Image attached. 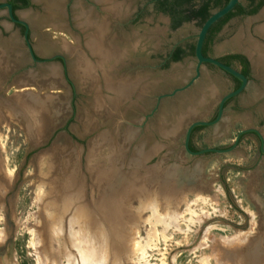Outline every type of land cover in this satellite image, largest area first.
Listing matches in <instances>:
<instances>
[{
    "label": "rangeland",
    "instance_id": "obj_1",
    "mask_svg": "<svg viewBox=\"0 0 264 264\" xmlns=\"http://www.w3.org/2000/svg\"><path fill=\"white\" fill-rule=\"evenodd\" d=\"M76 1L77 15L89 8L96 15L103 14V5L96 0ZM146 2L115 0L114 3L125 13L121 25L124 36L131 45L135 43V48L130 47L126 54L121 70L130 81L135 75L146 81L151 77L150 68H134L131 59L139 65L160 64L174 44L195 41L200 29L190 22L171 30L166 17L153 12ZM240 2L246 5L247 0ZM23 15L40 19L38 8ZM65 15L64 12V31L58 32L29 19L30 40L38 58L63 54L62 47L74 51L75 59L67 60V71L59 61H53L37 64L32 71L34 80L18 78L16 72L20 68L30 70L34 63L30 59L19 62V51L0 53V85L8 84L0 92V264H69V255L75 257L73 264H81L74 249L50 227L48 204L58 201L65 193L63 186L71 175L83 180L86 203L91 204L95 199L99 203L109 192L103 189L102 181L106 178L101 180L87 174L92 172L88 165L92 154L99 158L93 166L103 163L99 160L107 162L109 153L98 147L102 144L99 141L103 142L101 136L108 131L118 145L116 148L123 146L121 149L129 151V156L136 150L145 155L141 163L136 158L134 166L118 172L120 183L133 173L136 181L130 184L135 191L128 189L129 193L125 190L129 185H125L122 196H118L122 206L115 210L118 215L111 214L112 226L107 231L111 239L107 236L106 244L118 245L114 246L118 250L117 264H264L261 254L264 251V154L259 139L248 134L229 153H206L200 157L186 153L183 147L189 124L193 120L213 119L221 96L231 90V79L218 69L202 66L197 86L210 89L203 104L195 105L193 112L184 115L178 128L166 137L149 130V142L143 137L131 139L129 131L141 135V128L126 125L124 119L138 123L150 106L138 101L143 112L128 113L113 122L108 113L116 115L121 111L106 109L107 104L97 102L113 97L112 92L104 89L98 71L95 74L92 70L94 75L85 72L86 64L96 65L99 61L85 49L87 32H81L72 16L68 20ZM114 23L111 22V28ZM262 27L264 5L252 16L235 17L226 23L210 52L214 56L226 52L246 55L250 46L256 45L259 51L249 53L262 61L264 70V36L259 31ZM2 29L0 49L5 51L4 40L10 37L21 40L22 35L13 25L8 30ZM46 31L51 33L49 37L43 36ZM195 65L196 59L188 56L175 67L161 66L152 74L158 76L165 71L186 83L195 75ZM72 66L74 72L70 70ZM12 74L17 86L8 79ZM111 74L113 78L115 72ZM247 128L258 129L264 138V78L254 70L247 88L227 105L221 120L196 130L191 144L195 150L227 148ZM127 172L131 174L122 175ZM136 186L145 187V193L139 194L136 189L140 187ZM143 198L157 200H153L157 208L155 215L153 209L141 207ZM171 217H175L172 223ZM68 218L66 215L65 224ZM155 218L164 223L156 222ZM66 232L68 229L64 227L63 234ZM110 260L113 261L111 252L105 264H111Z\"/></svg>",
    "mask_w": 264,
    "mask_h": 264
},
{
    "label": "water",
    "instance_id": "obj_2",
    "mask_svg": "<svg viewBox=\"0 0 264 264\" xmlns=\"http://www.w3.org/2000/svg\"><path fill=\"white\" fill-rule=\"evenodd\" d=\"M51 2L53 1L49 0V3ZM239 2L240 0H228V2L222 8L216 11H213L211 15L205 20V22L200 27L196 35L195 50H194V58L196 59V65H195V70H194L195 75L192 78H190L188 82L184 83L180 77L168 76V74L165 71L161 72V74L158 76L155 74H152L154 73L153 70L156 72V70H158L162 66L163 62H161L160 64H154V65H139L135 59H131L132 60L131 62H134L133 63L135 65L134 68L136 67L150 68L151 77L149 78L150 79L149 81L143 80L141 78L138 79L136 75L132 77V79H134L132 81L134 82V84L137 81L133 87L132 93L130 94V96H127L126 99H118L116 111H121V113L116 114V115H112L111 112L108 113L110 117L113 118V122L118 118L121 119L125 117L126 114L128 113L137 115L139 112H143L144 108L138 105V101H140L144 103L145 105L150 106L149 112L142 114L143 116L142 120H140L138 123H133V121L124 119V123L126 125H131L133 127L141 128V135H137L135 132L132 133L134 135V139L138 140L139 137H143L145 138L146 142H149L151 139L149 130L155 133H158L162 135L163 137H166V135L172 134L178 128L184 115L191 114L193 112L195 105L196 106L202 105L205 99L204 97L207 95L206 93L210 92V89L203 90V89H200L199 86H197V83L200 80L201 67L203 66V64L209 63V64H212L218 67L219 69L231 75L232 77L239 79L241 81V85L236 90L231 91L221 96L220 101H219L218 115L215 119L211 121L193 120L189 124V126L186 129L185 138L183 142L184 150L186 151V153L192 156H196V157H200L206 153H219V154L229 153L236 148L242 134L247 133V132H254L261 141V152L264 154V148H263L264 138L262 137L261 133L256 128H247V129L241 130L236 135L233 144L227 148L208 147V148H204L200 150H192L189 147L193 129L198 126L205 127V126H213L217 124L223 116L225 102L228 99L241 94L247 86L248 80L242 73L237 71L235 68L222 63L218 59L204 56L202 52L205 37L210 27L220 18H222L223 16L228 14L230 11H232ZM3 8H6V12L11 21V23L6 22L4 24L5 30L8 29L10 25H12V23H19L25 27V31L21 37V40L19 39L17 41L11 40L12 37L7 38L6 40L3 39L6 43V49L7 50L10 49L11 51L7 52V50L2 51L3 49H0V53L1 54L5 53L7 55L8 53H12L13 51L14 52L19 51V55L17 54L18 55L17 58L19 62H28L29 59L32 62H34V65L30 66L31 67L30 70H28V67L20 68L19 71L16 72V73H19L18 78H22V79L26 78V79L34 80L33 79L34 74H32V71L33 69L37 68V64H46L47 62H53L57 58L60 59L62 63L64 64L63 66L64 71L68 70L67 60L75 59L73 50L71 49L68 50L67 47H62L61 51L63 52V54L54 53L48 58H44V59L38 58L35 53L32 42L30 40V37H29V26L30 25L26 21L17 20L14 17L12 6L10 4L8 3L0 4V9H3ZM47 10H48L49 15L52 16L53 18L52 20L50 19L51 20L50 22H47L43 25H49V27L53 31H57V32L64 31L63 26H62V23H64L63 21L64 15L61 13L59 14V12L57 11L56 5L54 3L49 4ZM124 14L125 13L121 9L120 17H117V19L115 20V33H116V37H118L116 38V42L118 43V48L119 49L120 47L121 49L125 48L123 51V58H120L117 64H113L114 61L110 59V61H107L108 63L107 62L102 63L101 68L95 67L93 69L94 73H96L97 71L100 73V81L105 90L107 89L105 88L104 75L106 74V72H110L109 67L112 70H114L112 72H115V76L113 77V79L124 78L123 75L125 74L121 73V70L123 69V66L125 63L126 54L130 51L129 50L130 47L133 49L135 48V43L133 45L129 44L130 39L125 37L123 31L121 30V25H122V21L124 18ZM160 16L162 17L165 15L160 13ZM57 17L60 20L59 22L55 21V18ZM79 18L80 17L76 14L74 20L76 23H78L77 26L79 30L81 32H84L81 29V26H80L81 19ZM165 20L168 22L169 18L166 17ZM116 25H118L117 28H116ZM50 35L51 33L48 31L43 32V36L49 37ZM8 44L11 46H9ZM50 44L52 46L55 45L51 40H50ZM175 46L176 44H174L172 48H174ZM85 49L94 58H96L97 60H100V56H98L97 54H93L86 47V44H85ZM249 59H250L253 69H255L252 58L249 57ZM72 64L74 65L75 62H72ZM176 65H177V62L170 63L171 67H175ZM71 69L74 72L73 66L70 68V70ZM14 74L9 76L8 79L11 80L12 85L17 86V84H15L17 80H15V78L13 77ZM262 74H264V70ZM262 78H264V76H262ZM125 80L130 82L129 78H126ZM7 85H8L7 83L0 85V92H4L6 87H8ZM193 92L194 94H192ZM207 97H209V95H207ZM132 98L134 100H132ZM129 135H130V131H129ZM148 154H150V151L148 152ZM140 155L141 156L138 157L139 158L138 161L141 163L142 161H144L143 157L145 155H142V154Z\"/></svg>",
    "mask_w": 264,
    "mask_h": 264
},
{
    "label": "bare ground",
    "instance_id": "obj_3",
    "mask_svg": "<svg viewBox=\"0 0 264 264\" xmlns=\"http://www.w3.org/2000/svg\"><path fill=\"white\" fill-rule=\"evenodd\" d=\"M96 1L99 4L103 5V11H102L103 14L97 13L98 15H96L94 13L95 11L93 8H89V10H84L83 12H80L78 14V16L80 17L79 19H81L80 22L81 29L84 31V33L87 32L86 33L87 48L93 54H97L98 56H100V60L96 62L97 63L96 65L86 64L85 72L89 74L90 73L93 74V72L91 71L95 67L101 68L102 63L104 62L106 63L107 61H110V59L114 61L113 64H117L119 59L123 58V51H124V48L122 49L121 47L120 49L118 48V43L116 42V38L118 37H116L115 23H114L117 17H120V11H121L120 6L114 4L115 0H96ZM104 14L106 15L101 18L100 15H104ZM108 19H110L109 20L110 22L108 21ZM111 22L114 23L112 28H111ZM259 31L264 36V27L260 28ZM249 51L253 53L258 52L259 48L256 45L250 46L248 52ZM253 63L255 66V71L257 73H260L261 76H264V74H262L263 73L262 61L254 58ZM109 69L110 72H106V74L104 75L105 88L113 93V97L108 98L107 99L108 101L106 99L104 100L101 99L98 100L97 102H99L98 103L99 105L107 104L106 109L111 108L113 110H116L118 99H126L127 96H130V94L133 91V87L137 81L134 84V82L132 81L128 82L125 79L114 80L111 76L112 75L111 71L113 70L110 67ZM94 77H96V75ZM109 134L110 133L108 131V133L105 132L101 136L103 142L99 141L102 144L100 145V147H98L100 148L99 149L100 151H105L106 154L109 153L107 157L108 158L107 162L104 160H99V162H103V163H100L101 165L98 166H93L94 162H97V159L99 158L97 156H93L92 154L88 161V165L90 167L89 169L92 172L89 171L87 173V174H91V176L95 175L96 177H98V179L101 180H103V178H106L105 180L102 181L104 183L103 189L109 192H106V194L103 195L102 199L99 200V203L97 202L98 199L92 201L91 202L92 205L86 203L83 180L80 179L78 175L75 176V178L71 175L67 178L68 180L66 181V184L63 186V190L65 191V193H62L61 196H59L60 198L58 199V201L54 200L48 204L50 208L49 209L50 212L47 215L50 218L49 220L50 227H52L57 237L60 236V239L64 240V242L69 247L74 249L76 255H78V257L80 258L81 264H105L109 252H111L113 257V261H111L112 260L111 259L110 263L117 264L118 261L116 259L117 258L116 251L118 250L115 247H118V245L117 243H114L113 245H111L110 243L109 245L106 244L107 236L110 238L109 232L107 234V231H109L110 226H112L111 222L113 216L111 214L114 213V215H118L116 213L117 211L115 210H119L120 207L122 206V201H120L118 196H120V194L123 193L122 190L123 191L128 189L134 190V188L131 185H134V182L136 181V174L133 173L132 176L128 177L129 179H124L120 183L118 180V172H123V170L130 169V167L136 164V158L140 157L141 156L140 154H142V151L139 152L136 150L133 152V154H131V156H129L130 155L129 151L125 152V150L121 149L123 146L119 145V147L116 148V146L118 145L115 144V142L111 138L112 135ZM129 137L131 139L132 138L134 139L133 134H130ZM105 139L108 142L104 141ZM128 142H130V140H128ZM143 146L144 145H141V148ZM115 171H117L116 174H114ZM128 174L131 173L127 172L122 175L127 176ZM125 185H129L128 186L129 188ZM102 186L103 185H101L100 188H102ZM126 187L127 189H125ZM136 187H140L139 189H136L139 190L137 191L139 192V194L142 195L145 193L144 192L145 187L143 188L141 186H136ZM125 197L126 196H124V198ZM150 199L143 198V200H141L139 204L143 209L145 208L153 209L152 212L153 215H155L157 213L155 211V209L157 208L153 202V200L155 199L154 198L153 200ZM183 201L186 202V198H183ZM155 202H157V200H155ZM66 215H69V218H68V222L65 224L64 218ZM163 221L164 220L162 219L156 220V222H163ZM173 221H175V217H171L170 223H172ZM170 223H167V226H169ZM64 227H67L68 229V232H66L65 234H63ZM243 241L244 239L241 240V242ZM261 254H264V251ZM72 260L75 262L74 255L71 256L69 255L68 256L69 264H73Z\"/></svg>",
    "mask_w": 264,
    "mask_h": 264
},
{
    "label": "trees",
    "instance_id": "obj_4",
    "mask_svg": "<svg viewBox=\"0 0 264 264\" xmlns=\"http://www.w3.org/2000/svg\"><path fill=\"white\" fill-rule=\"evenodd\" d=\"M227 2L228 0H152L154 12L157 14L161 13L169 18L171 30H176L182 25L190 22L195 23L200 28L213 11L222 8ZM263 5L264 0H247L246 5L238 3L232 11L220 18L210 27L204 41L202 49L203 54L205 55L207 44H209L214 35L230 18L235 16H252L256 14ZM195 42L196 40L177 44L173 50L167 53L162 68H167L171 62H179L187 56L194 57ZM227 59L228 65H230L233 59H239L243 64V73H247V61L244 57L234 54L229 55ZM201 128H203V126L195 127L192 135L196 130ZM189 147L195 150L191 144V139ZM22 264L27 263L24 262Z\"/></svg>",
    "mask_w": 264,
    "mask_h": 264
},
{
    "label": "flooded vegetation",
    "instance_id": "obj_5",
    "mask_svg": "<svg viewBox=\"0 0 264 264\" xmlns=\"http://www.w3.org/2000/svg\"><path fill=\"white\" fill-rule=\"evenodd\" d=\"M38 1H39L40 3H37L36 0H0V4H4V3H8V4H10V5L12 6L13 15H14V17H15L17 20H22V21L30 20L29 18H31V17H25V15H23V14H24L25 12H27L28 10H30V9H31L32 11H34V8H35V9L38 8V12L40 13V19H45V18L48 17V12H47V10H46V4H47L46 1H47V0H38ZM84 1L88 2V0H84ZM146 1H147L146 3L151 7L152 11L154 12V8H153L152 0H146ZM57 2H58V0H57ZM75 2H77V1H76V0H62L61 2L59 1V5H60L61 12H62L63 15H64V12H65V14L67 15V16L65 15V17H66V19H68V20L70 19L69 17H71V16H72V18H71L72 20L75 18V15H76V12H77V9H76V7H75ZM239 3H241V2H239ZM0 11H5V13L0 14V22H1V21H7V22H10V23H11V21H10V19H9V17H8V14H7V12H6V8L0 9ZM42 14H44V16H46V17L44 18V16H43ZM28 15H29V14H28ZM135 16H136V18H137V17H138V14H136ZM223 17H224V16H223ZM235 17H246V16H235ZM235 17H233V18H235ZM233 18H230L226 23H228V22H229L231 19H233ZM31 19H35V18H31ZM38 19H39V18H38ZM63 21H64V19H63ZM12 25H13V27L17 28V32H18L19 34L23 35V33H24V31H25V27H24L23 25H21V24H19V23H12ZM224 25H225V24H224ZM224 25H223V26H224ZM223 26H222V28H223ZM1 27H2V26H0V28H1ZM222 28H221V29H220V30L214 35V37H213L212 40L209 42V44H207L206 49H205V55H204V56H206V57H212V58L218 59L219 61H221V62L224 63V64H227V62H228L227 57H228L229 55L237 54V55H240V56L244 57V59H246V61H247V73H243V71H242V69H243V64L240 62L239 59H233V60L231 61V63H230L229 66L235 68L237 71H239L240 73H242V74L247 78V80H248L247 86H248V84H249V82H250V80L252 79V76H253V68H252L251 62H250V60L248 59L247 55H245V54H243V53H241V52H226V53H224L223 55L214 56V55L210 52V49H211L212 45L214 44V41H215L217 35L221 32ZM2 31H3V29H2ZM31 36H32V27L29 26V37L31 38ZM205 38H206V37H205ZM171 50H173V48L170 49L168 52H170ZM165 57H166V56H165ZM165 57H164V58H165ZM187 57H188V56H187ZM55 61H59L60 64H61V66H62V67L64 66V64L62 63V61H61L60 59L57 58ZM164 62H165V59H164L163 63H164ZM33 63H34V62H33ZM227 65H228V64H227ZM203 66H207L208 68H215V69H218V70H220L221 72H223L224 74H226V75L231 79V81H232L231 90H230L229 92L236 90V89L241 85V81H240L239 79H236V78L232 77L231 75H229V74H227L226 72L222 71V70L219 69L218 67H216V66H214V65H212V64H209V63H205V64H203ZM247 86H246V88H247ZM246 88H245V89H246ZM245 89H244V91H245ZM244 91H243V92H244ZM229 92H227V93H229ZM243 92H242V93H243ZM227 93H225V94H227ZM242 93H241V94H242ZM225 94H224V95H225ZM241 94H239V95H237V96H234V97L228 99V100L225 102L223 113H224V111H225L227 105L230 104V103H232V102H235ZM232 107L235 109V108L237 107V104H235V103L232 104ZM218 108H219V103H218V105H217L216 113H215L213 119H215V118L217 117V115H218ZM213 119H212V120H213ZM248 134L255 135V136L259 139V137H258L254 132H247V133H244V134L241 135L240 140H241L245 135H248ZM240 140H239V141H240ZM259 141H260V139H259ZM260 143H261V141H260Z\"/></svg>",
    "mask_w": 264,
    "mask_h": 264
},
{
    "label": "crops",
    "instance_id": "obj_6",
    "mask_svg": "<svg viewBox=\"0 0 264 264\" xmlns=\"http://www.w3.org/2000/svg\"><path fill=\"white\" fill-rule=\"evenodd\" d=\"M53 2H51V3H54L55 5H56V7H57V11L59 12V14L61 13L62 14V12H61V9H60V5H59V1L61 2L62 0H58V2H57V0H52ZM47 2V4H46V10H47V8H48V6H49V4H51V3H49V0H47L46 1ZM47 12H48V10H47ZM52 16H50L49 15V13H48V17L47 18H45V19H38V18H35V22L36 23H38V22H41L42 24H45V23H47V22H50L51 20H52ZM51 19V20H50ZM55 21L56 22H59L60 20H59V18L57 17V18H55ZM7 21H4L3 23H2V28H3V30H5V25H4V23H6ZM30 26H31V22H30V20H27L26 21ZM34 22V23H35ZM49 24V23H48ZM55 24V23H54ZM44 26V25H43ZM6 30H8V29H6ZM0 34H1V31H0ZM246 55H247V57H248V59H249V57H251L252 58V60L255 58L254 57V55H252L251 53H249V52H246ZM251 55V56H250ZM250 60V59H249ZM253 68V67H252ZM253 70H255V69H253Z\"/></svg>",
    "mask_w": 264,
    "mask_h": 264
}]
</instances>
